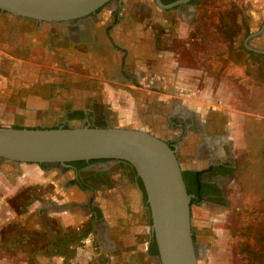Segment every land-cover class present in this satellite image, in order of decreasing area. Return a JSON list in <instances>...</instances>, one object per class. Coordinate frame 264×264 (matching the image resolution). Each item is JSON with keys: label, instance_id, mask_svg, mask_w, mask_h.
I'll list each match as a JSON object with an SVG mask.
<instances>
[{"label": "crops", "instance_id": "crops-1", "mask_svg": "<svg viewBox=\"0 0 264 264\" xmlns=\"http://www.w3.org/2000/svg\"><path fill=\"white\" fill-rule=\"evenodd\" d=\"M251 2L256 8L250 10L249 39L258 41V47L250 49L264 57V24L259 28L264 0ZM191 6L115 0L82 22L39 24L11 17V27L19 31L4 39L0 54V125L53 126L70 119L71 112L89 110L87 105L93 103L120 112L121 123L129 120L125 109L141 104L153 109L157 103L215 104L224 96L225 85L216 90L196 83L193 92L188 90L193 88L188 85L191 71L185 68L179 79L171 67L175 51L167 41L173 19L180 17L174 24L179 37L187 38ZM200 72L204 71H195ZM231 113L239 129L245 113ZM242 134L236 132L239 140ZM117 164L99 162L94 171L86 170L100 181L88 189L75 167L0 161V247L27 248V259L42 264H162L145 188L130 168L110 171ZM48 184H53V193L36 191L27 210L13 208V199ZM209 200L196 201L192 210L198 264H220L219 255L208 259L211 248L220 253L238 235L230 221L224 223L233 208Z\"/></svg>", "mask_w": 264, "mask_h": 264}, {"label": "rangeland", "instance_id": "rangeland-1", "mask_svg": "<svg viewBox=\"0 0 264 264\" xmlns=\"http://www.w3.org/2000/svg\"><path fill=\"white\" fill-rule=\"evenodd\" d=\"M190 4L192 13L189 15L192 18L189 35L187 38L179 37L178 27L174 23L180 17L175 16L172 35L167 41L169 47L175 51V64H171V67L176 69L175 75L179 78L181 75L185 76V68L190 70L188 85L193 88L188 90L193 92L196 91V83L201 86L213 85L216 90L225 85L224 96L216 99L217 104L209 107L221 105L227 110L245 113V124L242 125L245 130L241 140L236 136L234 153L238 156L237 160L239 159L237 172L224 184L221 195L216 197L203 193L202 198L198 199L200 202H207L205 200L209 199L210 202L219 201L224 206L233 208L232 212L226 213L224 223L230 221V227L238 232L236 240L229 241L228 246L221 248L220 253H217L218 249L211 248L208 259L219 255L220 264H264V57L250 49L258 47V41L249 39L253 32V25L249 23L250 10H255L256 6L251 0H194ZM263 24L264 20L259 28ZM196 70L204 72L197 75ZM170 104L157 103L154 109L149 108L147 104L125 107L127 109L123 114L129 117V120L121 123L120 112L109 108L110 106H99L95 103L96 109L102 112L93 122L99 126L134 124L136 127L132 128L149 132L154 129L157 134L163 136L166 135L164 113L170 108ZM187 105L191 108L201 107L196 103ZM67 121L75 127L84 125L82 118L76 117ZM195 144H189L190 146L180 151L184 173L189 172L190 167H203V163L197 159ZM127 169L126 164H118L110 171ZM87 177L92 178V184L99 182L92 175ZM109 182L112 183L113 179H109ZM53 190V184L45 185L42 189L33 188L21 194L18 199H13L11 204L15 210L25 211L31 198L37 195L36 191L47 196L53 193ZM229 198H232V201ZM194 204L196 202L192 204V210L196 206ZM196 225L194 221L193 229H196ZM28 252L27 248L0 247V257H12L0 259V264H42L37 259H27Z\"/></svg>", "mask_w": 264, "mask_h": 264}, {"label": "water", "instance_id": "water-1", "mask_svg": "<svg viewBox=\"0 0 264 264\" xmlns=\"http://www.w3.org/2000/svg\"><path fill=\"white\" fill-rule=\"evenodd\" d=\"M115 0H0V11L38 22L72 23L93 19ZM189 0L162 7L172 8ZM0 157L53 164L80 160L125 161L141 178L152 212L162 264H198L192 228V198L177 151L153 133L123 126H0Z\"/></svg>", "mask_w": 264, "mask_h": 264}, {"label": "flooded vegetation", "instance_id": "flooded-vegetation-1", "mask_svg": "<svg viewBox=\"0 0 264 264\" xmlns=\"http://www.w3.org/2000/svg\"><path fill=\"white\" fill-rule=\"evenodd\" d=\"M163 1V0H162ZM177 1V0H176ZM194 0H189L188 3L193 2ZM157 2V0H156ZM175 2V1H174ZM158 3V2H157ZM173 3V2H172ZM166 4V3H165ZM171 4V3H169ZM100 10L97 12L99 13ZM12 16L9 13L0 11V54L1 50L4 51V39L8 37L11 31H19L16 27H11L10 19ZM18 17V16H16ZM22 18V17H20ZM28 19V18H26ZM38 22V21H37ZM42 23H50V22H38ZM92 102H96L95 99ZM224 102V101H223ZM90 104V103H89ZM217 104V103H216ZM228 107L229 104H227ZM93 104L87 105L89 110L87 111H74L70 114V119L79 118L83 119V124H91L97 125L93 122V119L101 114V110L96 109V106ZM232 109H225V107H221V105H215L213 107H197L191 108L189 105L181 104L180 102H173L170 104V108L167 110L165 115V123L166 127L164 130L166 135L161 136L157 134L155 130H150L154 135L164 139L169 143V145L177 151V155L179 157L180 163V151L183 148L196 143L197 153L196 156L199 162L203 163V167L200 169L189 168L193 173H199V181L204 184L203 191L208 195L219 196L223 192L224 184L227 180L232 177L234 173H236V169L238 167V156L234 153L236 146V132L240 131L243 133L245 130V126H239V129H236V124L234 120V116L232 115ZM99 126V125H98ZM58 127H75L70 121L61 122L59 124H55L53 126H35V127H26V128H58ZM233 129V130H232ZM190 144V145H189ZM0 161H10L0 157ZM86 164L83 167H78L73 162L67 163V165H62L60 163H51V164H40L43 168H50V166H64L69 168H76L81 172L83 177V181L80 178V182H84L87 184L88 189L93 188L90 177L88 175H92L97 180H99L94 174L87 172L86 170H93L95 165L99 162H106L109 160H85ZM76 162V161H74ZM119 164H126L128 168L132 169L138 178V181L143 185V182L135 168L125 162V161H116ZM118 165V164H117ZM94 171V170H93ZM195 175V174H194ZM193 175V177H194ZM110 179V177L108 178ZM195 179V178H194ZM190 177V185L195 180ZM81 182V183H82ZM144 186V185H143ZM207 195V196H208ZM194 202L197 201V196L193 194ZM193 201V200H192ZM199 201V200H198ZM192 202V204L194 203ZM155 239V233H154ZM155 246L158 250L157 242L155 239ZM95 264H99L97 261H94Z\"/></svg>", "mask_w": 264, "mask_h": 264}, {"label": "trees", "instance_id": "trees-1", "mask_svg": "<svg viewBox=\"0 0 264 264\" xmlns=\"http://www.w3.org/2000/svg\"><path fill=\"white\" fill-rule=\"evenodd\" d=\"M174 1H176V0H163V2H165V3H172ZM73 163L75 165H77L78 167H83L86 164V161L85 160H80V161H76V162H73ZM193 175H194V177H193ZM184 176H185V180L187 182L189 193L194 194L195 196H197L198 199H201L202 196H203V193H204V191H203L204 184H202L199 181V178H198L199 177V173H193V172L189 171L187 173H184ZM190 177L192 179L195 178L194 179L195 182L194 183L192 182L191 185H190ZM192 200H193L192 202H194V199H192ZM261 246H262L261 248H263V245H261Z\"/></svg>", "mask_w": 264, "mask_h": 264}]
</instances>
